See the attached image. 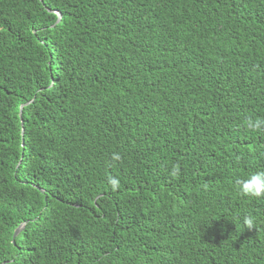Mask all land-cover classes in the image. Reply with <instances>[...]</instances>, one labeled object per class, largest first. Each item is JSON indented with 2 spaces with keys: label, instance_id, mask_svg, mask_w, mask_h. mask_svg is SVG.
I'll use <instances>...</instances> for the list:
<instances>
[{
  "label": "trees",
  "instance_id": "obj_1",
  "mask_svg": "<svg viewBox=\"0 0 264 264\" xmlns=\"http://www.w3.org/2000/svg\"><path fill=\"white\" fill-rule=\"evenodd\" d=\"M249 118L264 0H0V264H264Z\"/></svg>",
  "mask_w": 264,
  "mask_h": 264
},
{
  "label": "clouds",
  "instance_id": "obj_2",
  "mask_svg": "<svg viewBox=\"0 0 264 264\" xmlns=\"http://www.w3.org/2000/svg\"><path fill=\"white\" fill-rule=\"evenodd\" d=\"M248 131L253 133H264V119H251L245 122ZM111 160L114 163L122 162V156L119 153H113ZM173 178H178L180 175V165H172V170L169 173ZM107 183L113 191L120 187V181L116 177L109 176ZM204 189L207 190L209 185L205 184ZM235 187L238 193L243 197L264 199V171H259L249 175L244 179H237ZM244 228L249 231L256 230V223L252 216H246L243 220Z\"/></svg>",
  "mask_w": 264,
  "mask_h": 264
},
{
  "label": "water",
  "instance_id": "obj_3",
  "mask_svg": "<svg viewBox=\"0 0 264 264\" xmlns=\"http://www.w3.org/2000/svg\"><path fill=\"white\" fill-rule=\"evenodd\" d=\"M54 12H55V13L57 14V16H58V18H57V20H56V23H57V22H59V20H60V18H61V14H60L58 11H56V10H55ZM22 107H23V104L20 105L19 115H21ZM22 132H23V130H22ZM22 132H21V133H22ZM24 224H25V223H21V224H20V225L14 230V233H13V239H12L13 242H14V238H15V236L19 233L20 230L23 229Z\"/></svg>",
  "mask_w": 264,
  "mask_h": 264
}]
</instances>
